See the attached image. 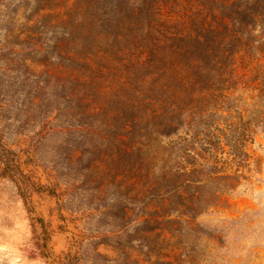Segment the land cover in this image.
<instances>
[{
	"label": "trees",
	"instance_id": "16d2710c",
	"mask_svg": "<svg viewBox=\"0 0 264 264\" xmlns=\"http://www.w3.org/2000/svg\"><path fill=\"white\" fill-rule=\"evenodd\" d=\"M70 1L55 7L74 44L78 177L99 200L123 202L122 216L137 204L156 229L190 230L239 181L217 154L224 145L240 154L242 123H224L225 133L210 110L233 84L238 52L264 57V0ZM49 3L38 0L33 12ZM0 161L22 183L14 152L0 145Z\"/></svg>",
	"mask_w": 264,
	"mask_h": 264
},
{
	"label": "rangeland",
	"instance_id": "374dc122",
	"mask_svg": "<svg viewBox=\"0 0 264 264\" xmlns=\"http://www.w3.org/2000/svg\"><path fill=\"white\" fill-rule=\"evenodd\" d=\"M36 2L0 4V145L25 176L18 183L0 161V264H264L262 53L235 55L233 84L210 110L223 132L224 123L244 128L240 154L227 145L217 154L238 184L172 234L142 222L137 204L122 216L123 202L99 200L78 177L74 44L61 33L58 0L38 14Z\"/></svg>",
	"mask_w": 264,
	"mask_h": 264
}]
</instances>
